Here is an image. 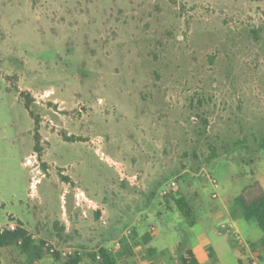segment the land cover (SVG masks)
Returning <instances> with one entry per match:
<instances>
[{
	"label": "rangeland",
	"instance_id": "obj_1",
	"mask_svg": "<svg viewBox=\"0 0 264 264\" xmlns=\"http://www.w3.org/2000/svg\"><path fill=\"white\" fill-rule=\"evenodd\" d=\"M262 141L264 0H0V231L30 234L32 264H97L164 212L170 240L194 247L207 230L238 264L174 200L238 218L234 198L253 178L264 186ZM232 224L263 255L257 223ZM0 264L31 259L14 244Z\"/></svg>",
	"mask_w": 264,
	"mask_h": 264
},
{
	"label": "crops",
	"instance_id": "obj_2",
	"mask_svg": "<svg viewBox=\"0 0 264 264\" xmlns=\"http://www.w3.org/2000/svg\"><path fill=\"white\" fill-rule=\"evenodd\" d=\"M217 207L218 208H192V213L196 214L194 224L198 222L206 226L210 224L212 227L218 229L219 233L224 235L223 239L227 248L235 255L238 264H264V251H261L263 255H255L253 250L254 244L251 243L252 241L248 236L242 235V242L238 241L237 235L231 232V229L234 227L232 222L239 223L241 220H244L241 217L239 208H236L239 213L238 218H236L232 216L230 208H224L223 202H219ZM160 213H162V211H158L157 215L159 216ZM165 213L166 212H164V218H161L163 225H161V227L159 226L158 230H156V227H151L148 232L138 234L136 229H133L131 231V237L123 236L119 239L121 242L124 240L131 241L129 239H132L133 255L131 257H126L121 249H117L116 254L112 253L114 252L112 249H105L115 256L119 264H182L184 253L180 248V244L183 241L174 242L170 240L173 233H171L170 237L168 234H170L169 232L173 227L168 226L169 214ZM148 219V221L153 223L154 218L152 216H149ZM238 231L241 233L240 229H238ZM151 232L155 233L151 234ZM195 240L196 243L194 247L187 243L186 245L187 248L195 254L201 264H223L222 257L215 251V244L210 238L207 230L196 234ZM140 248L145 249L147 253L138 254L137 249L139 250ZM113 249H115V247ZM84 262L85 260L82 258L81 264H84ZM87 264L95 263L89 261Z\"/></svg>",
	"mask_w": 264,
	"mask_h": 264
},
{
	"label": "trees",
	"instance_id": "obj_3",
	"mask_svg": "<svg viewBox=\"0 0 264 264\" xmlns=\"http://www.w3.org/2000/svg\"><path fill=\"white\" fill-rule=\"evenodd\" d=\"M21 96L26 100L25 108L30 113L31 117L35 119V115L32 111L33 99L29 94L22 93ZM36 130V151L39 153V120L35 119ZM261 146L264 149V141L261 142ZM162 196V194H161ZM163 197V196H162ZM178 211L190 221V225L194 226V222H191L192 211L188 200L185 197H180L174 200ZM235 204L238 206L241 217L246 221H254L257 223L261 231L264 233V186L255 178L244 187L241 193L235 198ZM19 245L22 253L29 255L31 264L42 258V252L39 248L33 247V240L30 234L20 228L4 229L0 231V250L12 245ZM184 256L182 258V264H201L195 254L187 248L185 243L180 244ZM121 250L126 257L133 255L132 242L124 240L121 242ZM99 257V259H97ZM59 258V255H58ZM94 261L97 264H119L113 254L106 249H101L98 254L93 256ZM82 257L76 253L68 255L62 264H81Z\"/></svg>",
	"mask_w": 264,
	"mask_h": 264
},
{
	"label": "built area",
	"instance_id": "obj_4",
	"mask_svg": "<svg viewBox=\"0 0 264 264\" xmlns=\"http://www.w3.org/2000/svg\"><path fill=\"white\" fill-rule=\"evenodd\" d=\"M214 186H217V181L213 180L212 181ZM177 189V184L175 182L170 183L167 188L164 190V195H170L172 191H175ZM213 197L216 199L218 197L217 194H214ZM132 235V232L130 231L128 234H126V237H129ZM115 249H121V240H119L116 243ZM68 255H73L72 253H69ZM99 259V257H97Z\"/></svg>",
	"mask_w": 264,
	"mask_h": 264
}]
</instances>
